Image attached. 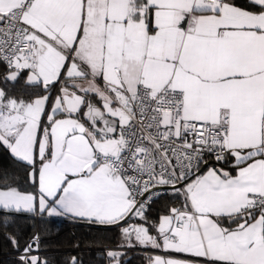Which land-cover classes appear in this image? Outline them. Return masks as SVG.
<instances>
[{
    "label": "snow or ice",
    "instance_id": "1",
    "mask_svg": "<svg viewBox=\"0 0 264 264\" xmlns=\"http://www.w3.org/2000/svg\"><path fill=\"white\" fill-rule=\"evenodd\" d=\"M0 62L33 89H0V210L114 228L109 264H264V0H0Z\"/></svg>",
    "mask_w": 264,
    "mask_h": 264
},
{
    "label": "trees",
    "instance_id": "2",
    "mask_svg": "<svg viewBox=\"0 0 264 264\" xmlns=\"http://www.w3.org/2000/svg\"><path fill=\"white\" fill-rule=\"evenodd\" d=\"M5 75L6 65L0 62V89L10 90L16 98L22 97L27 100L31 97L33 89L27 85L26 76L23 73L17 81L7 83L4 80ZM4 172L18 176L20 186L25 187L23 171L0 148V174ZM168 201L169 197L162 196L153 203L149 214L155 216L157 212L164 210ZM4 212H0V242L3 256L1 264H20L17 259L4 256L22 251L26 242L35 236L37 230L41 239L40 250L43 252L40 258L47 264H72L73 259L76 264H109L107 251L115 249L119 242L118 230L114 228L40 220L32 217L36 215L31 213L6 214ZM11 237L19 241V247L12 244ZM121 259L122 264H147L145 254L139 252L126 251Z\"/></svg>",
    "mask_w": 264,
    "mask_h": 264
},
{
    "label": "water",
    "instance_id": "3",
    "mask_svg": "<svg viewBox=\"0 0 264 264\" xmlns=\"http://www.w3.org/2000/svg\"><path fill=\"white\" fill-rule=\"evenodd\" d=\"M0 212H4L2 210H0ZM6 214H13L12 212H4ZM36 219H46V220H52V221H56V222H60V223H72L75 225H87V226H98V227H102V228H110L107 226H102V225H98V224H94V223H90V222H86V221H75V220H71V219H59V218H51V217H45V216H32ZM2 252H1V242H0V264H1V259H2Z\"/></svg>",
    "mask_w": 264,
    "mask_h": 264
},
{
    "label": "built area",
    "instance_id": "4",
    "mask_svg": "<svg viewBox=\"0 0 264 264\" xmlns=\"http://www.w3.org/2000/svg\"><path fill=\"white\" fill-rule=\"evenodd\" d=\"M37 234L39 235V231L38 230H37L35 236ZM40 243H41V239H40V236H39V248L38 249H34L33 254H38L41 257L43 252L40 250ZM126 251H128V252H139V253H144L145 252V250H143V249H134V248L127 249ZM21 253H22V251H20L18 253L11 254V255H6L4 257H7V258L12 257V258H15V259L19 260V256L21 255Z\"/></svg>",
    "mask_w": 264,
    "mask_h": 264
},
{
    "label": "crops",
    "instance_id": "5",
    "mask_svg": "<svg viewBox=\"0 0 264 264\" xmlns=\"http://www.w3.org/2000/svg\"><path fill=\"white\" fill-rule=\"evenodd\" d=\"M26 71L27 70H24L23 72H21V73H23L24 75H25V73H26ZM26 76V75H25ZM23 213H26V212H23ZM36 216H40L39 214H35ZM42 216H45V217H51V218H61V219H63V218H65V219H69V218H67V217H65V216H55V215H53V216H48L47 214H43Z\"/></svg>",
    "mask_w": 264,
    "mask_h": 264
}]
</instances>
